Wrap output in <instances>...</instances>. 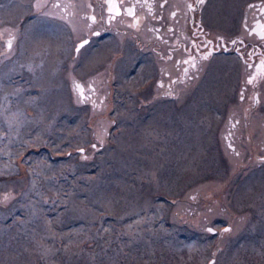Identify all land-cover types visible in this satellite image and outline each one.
<instances>
[{
    "label": "rangeland",
    "instance_id": "rangeland-1",
    "mask_svg": "<svg viewBox=\"0 0 264 264\" xmlns=\"http://www.w3.org/2000/svg\"><path fill=\"white\" fill-rule=\"evenodd\" d=\"M31 12L8 20L29 34ZM37 30L11 70L0 41V264H264V169L213 146L198 99L152 105L161 150L141 105L111 104L115 70H96L108 79L84 105L61 43Z\"/></svg>",
    "mask_w": 264,
    "mask_h": 264
},
{
    "label": "flooded vegetation",
    "instance_id": "flooded-vegetation-1",
    "mask_svg": "<svg viewBox=\"0 0 264 264\" xmlns=\"http://www.w3.org/2000/svg\"><path fill=\"white\" fill-rule=\"evenodd\" d=\"M30 7L28 34L24 21L8 19ZM0 19L4 70H11L16 41L45 28L61 43L62 69L84 105L96 101L95 78L108 79L96 70H115L105 83L118 90L111 104L141 105L147 118L140 132L156 134L162 150L164 129L149 116L152 105L194 95L213 146H226L238 170L264 169V0H5ZM118 70H128L127 78Z\"/></svg>",
    "mask_w": 264,
    "mask_h": 264
},
{
    "label": "water",
    "instance_id": "water-1",
    "mask_svg": "<svg viewBox=\"0 0 264 264\" xmlns=\"http://www.w3.org/2000/svg\"><path fill=\"white\" fill-rule=\"evenodd\" d=\"M228 228H229V226L226 225V226H224L222 229L225 230V229H228ZM209 229H212V231H210V232H214V231H215V228H213V227H210V226H209V227H208V230H209Z\"/></svg>",
    "mask_w": 264,
    "mask_h": 264
},
{
    "label": "snow or ice",
    "instance_id": "snow-or-ice-1",
    "mask_svg": "<svg viewBox=\"0 0 264 264\" xmlns=\"http://www.w3.org/2000/svg\"><path fill=\"white\" fill-rule=\"evenodd\" d=\"M200 3H203V0H200ZM85 43H87V41H85ZM81 47H83V45H81ZM207 57H205L206 59ZM193 67H195V64H193ZM80 85H77V88H80ZM209 231H212V229H209Z\"/></svg>",
    "mask_w": 264,
    "mask_h": 264
},
{
    "label": "trees",
    "instance_id": "trees-1",
    "mask_svg": "<svg viewBox=\"0 0 264 264\" xmlns=\"http://www.w3.org/2000/svg\"><path fill=\"white\" fill-rule=\"evenodd\" d=\"M67 153H68V151H67ZM60 155H62V153H60ZM64 157L65 158H69V156L66 154V155H64Z\"/></svg>",
    "mask_w": 264,
    "mask_h": 264
}]
</instances>
